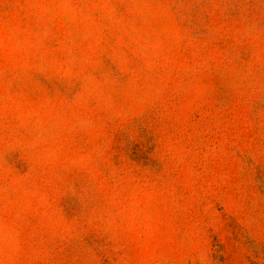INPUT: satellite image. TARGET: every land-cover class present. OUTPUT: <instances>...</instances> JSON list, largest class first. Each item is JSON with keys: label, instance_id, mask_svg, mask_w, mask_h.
<instances>
[{"label": "rangeland", "instance_id": "obj_1", "mask_svg": "<svg viewBox=\"0 0 264 264\" xmlns=\"http://www.w3.org/2000/svg\"><path fill=\"white\" fill-rule=\"evenodd\" d=\"M0 264H264V0H0Z\"/></svg>", "mask_w": 264, "mask_h": 264}]
</instances>
